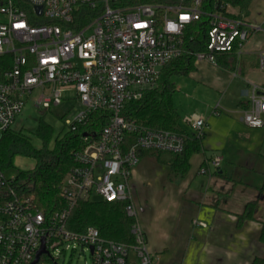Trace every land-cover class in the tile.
<instances>
[{"label": "built area", "instance_id": "1", "mask_svg": "<svg viewBox=\"0 0 264 264\" xmlns=\"http://www.w3.org/2000/svg\"><path fill=\"white\" fill-rule=\"evenodd\" d=\"M233 9L231 0H0V139L27 102L48 111L70 100L72 91L82 109L66 121L70 131L86 124L92 113L108 115L101 133L82 137L83 146L73 155L76 166L61 186L62 212L47 216L17 186V176L0 170V264H31L43 238L48 253L40 260L63 246L89 250L92 264H153L138 221L133 172L144 152L182 154L187 140L129 120L125 108L156 89L174 60L191 56L195 63L216 66L220 54L239 57L260 27ZM203 20V49L187 47L186 35L192 32L193 47L192 28ZM260 66L264 71V52ZM260 92L253 89L250 108L243 113V123L251 129L264 127ZM184 122L195 130L194 138H203L202 116ZM212 165L218 170L221 158L215 157ZM96 198L126 203V214L134 220L133 244L107 240L94 227L83 233L67 229L74 207Z\"/></svg>", "mask_w": 264, "mask_h": 264}, {"label": "crops", "instance_id": "2", "mask_svg": "<svg viewBox=\"0 0 264 264\" xmlns=\"http://www.w3.org/2000/svg\"><path fill=\"white\" fill-rule=\"evenodd\" d=\"M260 10L264 12V4L258 6L256 0L246 12L234 6L235 14H243L260 30L251 35L239 57L233 56L232 68L200 62L188 75L175 77L173 104L184 134L195 139L180 108L194 104L195 113L206 122L199 140L202 151L190 158L187 172L171 173L170 166L153 154L158 152L143 153L133 172L138 221L156 264H251L264 256L259 242L264 224V127L251 129L243 123L253 89L264 93ZM177 93L182 96L178 101ZM215 157L221 158L218 170L212 165ZM251 204H255L251 219L239 224Z\"/></svg>", "mask_w": 264, "mask_h": 264}, {"label": "trees", "instance_id": "3", "mask_svg": "<svg viewBox=\"0 0 264 264\" xmlns=\"http://www.w3.org/2000/svg\"><path fill=\"white\" fill-rule=\"evenodd\" d=\"M252 1L231 0V3L246 12ZM135 2L158 4L165 0H135ZM192 30L195 36L194 45L191 47L192 44L189 43L192 32L186 35V45L202 50L203 46L199 44L204 42L206 22L203 20L195 24ZM233 56L218 55L217 65L223 69L232 68L236 63V56ZM194 64L195 59L191 56H183L172 61L164 68L159 86L149 91L141 101L127 104L124 112L129 120L147 128L171 131L186 138L187 144L182 154L153 153L160 162L167 163L171 173L176 176H183L189 169L190 158L202 151L201 142L198 139H191L184 134L180 117L173 104L175 85L172 78L188 75L194 70ZM107 124V113L95 112L90 115L86 124L78 127L77 131L69 130L63 136L54 138L53 129L41 120L36 131L37 137L42 142L41 148L34 147L23 131L10 129L0 139V170L5 172L7 168H10L17 155L33 158L35 167L31 171L17 174V186L25 195L33 197L35 203L47 216L62 212L66 204L60 196L61 186L66 175L76 166L73 155L83 146V134L99 135ZM261 193L264 194V181ZM254 209L255 204L249 205L246 216L239 217L238 223L251 219ZM133 223L134 220L126 214V203H107L101 199H95L79 202L74 207L67 221V229L75 233H83L88 228L94 227L107 240L131 245L135 241L131 233ZM259 242L264 245V224L259 235ZM48 258L42 257L40 262L49 260ZM251 264H264V256L256 257Z\"/></svg>", "mask_w": 264, "mask_h": 264}, {"label": "rangeland", "instance_id": "4", "mask_svg": "<svg viewBox=\"0 0 264 264\" xmlns=\"http://www.w3.org/2000/svg\"><path fill=\"white\" fill-rule=\"evenodd\" d=\"M258 6L264 4L263 0H256ZM262 10V9H261ZM259 11L261 19L264 18V12ZM262 31H264V24L262 25ZM177 78L173 77L172 82L177 83ZM70 100L64 101V103L57 108H51L50 110L37 109L33 102L26 103L25 108L20 116H18L12 126L15 131H23L24 135L30 138L32 144L36 148H41L42 142L37 137L36 131L38 130L39 123L43 120L47 125L53 129L54 138L63 136L69 132V129L65 126L67 120H72L82 109L79 102L75 100V92L72 91ZM182 97L179 93L176 94V101ZM177 104V103H176ZM179 109V105H177ZM183 112V113H182ZM185 112V113H184ZM198 112L194 104L189 107L180 108V114L187 116H193ZM35 167V160L31 157L23 155H17L10 168L5 170L7 177L17 176L19 172L31 171ZM52 258V259H51ZM51 258L44 260L39 264H92V258L89 250L82 251L81 247H77L75 250H65L63 246H59L51 251ZM139 264V263H137ZM153 264L156 262L153 260Z\"/></svg>", "mask_w": 264, "mask_h": 264}, {"label": "water", "instance_id": "5", "mask_svg": "<svg viewBox=\"0 0 264 264\" xmlns=\"http://www.w3.org/2000/svg\"><path fill=\"white\" fill-rule=\"evenodd\" d=\"M39 12H40V9L38 10ZM88 136H92V137H95V134H87V133H85V134H83V138H86V137H88ZM91 251H92V249H91ZM48 252H47V250H46V246H45V238H43L42 239V246H41V248H40V250L37 252V254H36V258L34 259V261L31 263V264H38L39 263V261H40V257L42 256V255H46Z\"/></svg>", "mask_w": 264, "mask_h": 264}]
</instances>
